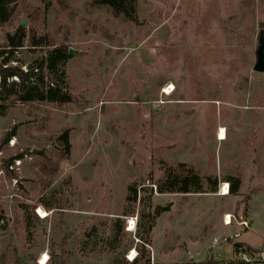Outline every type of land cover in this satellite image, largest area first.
<instances>
[{"label": "rangeland", "instance_id": "rangeland-1", "mask_svg": "<svg viewBox=\"0 0 264 264\" xmlns=\"http://www.w3.org/2000/svg\"><path fill=\"white\" fill-rule=\"evenodd\" d=\"M136 4L130 21L92 0H21L0 26L1 51L7 34L26 32L8 66L31 72L65 49L72 98L0 108V263H226L242 220H253L245 237L264 244V194L244 188L264 180V73L253 69L264 0ZM168 168L194 169L205 192L159 193ZM229 177L241 180L236 194ZM157 206L168 210L151 227Z\"/></svg>", "mask_w": 264, "mask_h": 264}, {"label": "trees", "instance_id": "trees-1", "mask_svg": "<svg viewBox=\"0 0 264 264\" xmlns=\"http://www.w3.org/2000/svg\"><path fill=\"white\" fill-rule=\"evenodd\" d=\"M21 0H0V26H3L12 21L16 12V4ZM137 0H92V5L109 7L115 16H123L127 20L135 21L137 19ZM26 38L24 27H20L15 34H7V50H0V101L4 109L7 105L4 104L8 100L13 99L15 102L30 103L34 101L39 102H53L57 104H64L71 101V95L68 91L66 72L64 65L68 58V53L62 47H56L49 50L44 58L33 67L31 72L21 70L14 66H8L9 62L13 59L14 53L23 46V41ZM43 38L35 39V45H40ZM46 68L50 74L55 78L54 82L45 83L44 74L42 70ZM14 103V102H11ZM66 148L67 153L70 151L69 131L63 132L59 136ZM230 193L236 194L239 190L241 180L237 177H229ZM208 184H212L210 192H215L218 183L217 178L207 177ZM159 193H201L205 192L203 187L202 178L195 172L194 169H189L187 174L180 175L174 169L168 168L165 172V178L157 185ZM139 190L136 185H131L128 189L127 202L138 201ZM167 207L157 206L154 215L151 217V227L154 225L155 219L161 213L167 211ZM127 215V214H124ZM28 225H30V215L26 213ZM6 220L3 210H0V222ZM235 250L240 246H244L248 250H253L242 243H235ZM0 264H4L3 262ZM130 264H138L133 261ZM179 264V263H175ZM180 264H239L233 260L231 262H222L212 258L201 262H185Z\"/></svg>", "mask_w": 264, "mask_h": 264}, {"label": "built area", "instance_id": "built-area-1", "mask_svg": "<svg viewBox=\"0 0 264 264\" xmlns=\"http://www.w3.org/2000/svg\"><path fill=\"white\" fill-rule=\"evenodd\" d=\"M227 185L226 193H229V185ZM222 193L225 192L224 188L221 189ZM225 224L230 225L232 223V218L227 220L226 217L224 219ZM239 225L246 228L249 226L248 222L243 220L239 222ZM238 237L239 234H236ZM235 261L239 264H264V250H248L244 246H240L235 253Z\"/></svg>", "mask_w": 264, "mask_h": 264}, {"label": "crops", "instance_id": "crops-1", "mask_svg": "<svg viewBox=\"0 0 264 264\" xmlns=\"http://www.w3.org/2000/svg\"><path fill=\"white\" fill-rule=\"evenodd\" d=\"M244 188H249L254 195L264 194V180H258L257 179L254 182H250L249 184H245L244 183ZM222 195H224V194H222ZM245 221H247V220H245ZM249 222H250V225L248 227L244 228V231L240 232V229L242 228V227H240L239 231L235 233V234L239 233V236L237 237L239 239L236 242L242 243L245 246L250 247V248H252L254 250H262L261 248L264 249V244L262 245V247L256 246L253 243H251V241L249 239H247L245 237V234L247 233V230L251 229V227L253 226V220H249ZM223 225L225 227L228 226L227 224H225V222H223ZM235 234H234V236H235Z\"/></svg>", "mask_w": 264, "mask_h": 264}, {"label": "water", "instance_id": "water-1", "mask_svg": "<svg viewBox=\"0 0 264 264\" xmlns=\"http://www.w3.org/2000/svg\"><path fill=\"white\" fill-rule=\"evenodd\" d=\"M25 24V22L23 23ZM70 53H74L73 49H70ZM254 71L264 73V30L259 34V45L256 50V62L253 67ZM29 73V71H27Z\"/></svg>", "mask_w": 264, "mask_h": 264}, {"label": "bare ground", "instance_id": "bare-ground-1", "mask_svg": "<svg viewBox=\"0 0 264 264\" xmlns=\"http://www.w3.org/2000/svg\"><path fill=\"white\" fill-rule=\"evenodd\" d=\"M170 90V89H169ZM172 91L170 90L168 93H171ZM226 138V133H225V130H224V128H219V130H218V139L219 140H223V139H225ZM227 189V185L225 186V188H224V191ZM223 194L225 195V194H227L226 193V191L225 192H223ZM226 219L227 220H229L230 219V215H227L226 216ZM130 224H131V226H130V230L131 229H133L134 227L132 226V224H133V222H130Z\"/></svg>", "mask_w": 264, "mask_h": 264}]
</instances>
